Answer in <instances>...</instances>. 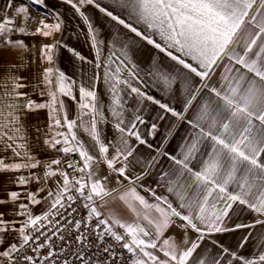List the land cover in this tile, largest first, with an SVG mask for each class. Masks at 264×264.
Segmentation results:
<instances>
[{
  "label": "snow or ice",
  "instance_id": "snow-or-ice-1",
  "mask_svg": "<svg viewBox=\"0 0 264 264\" xmlns=\"http://www.w3.org/2000/svg\"><path fill=\"white\" fill-rule=\"evenodd\" d=\"M27 2L47 8L45 0ZM61 2L70 5L86 26L95 56L93 67L103 68L106 107L119 135L107 142L103 138L100 125L107 124L109 118L95 84L99 71L89 77L91 86L86 87L56 67L60 48L81 62H93L63 41L42 44L41 62L50 66L42 71L44 89L40 95L47 94L49 99L37 103L29 98L24 107L28 111L48 109L47 130L51 135L43 143L65 156L78 154L82 166L68 164L70 175L60 167V158L38 159L27 143H17L9 131L21 130L14 127L20 123L16 114L20 106L8 105L11 111L0 125V140L17 159L6 163L0 158V171L27 172L15 181L24 192L7 194L8 201L16 202L23 196L27 203H19L11 213L22 219L5 220V213L0 212V264H264V243L258 242L261 250L249 258L222 240L226 234L264 225L262 218L252 223L241 220L245 212L264 217V0H109L103 6L98 0ZM86 6H93L115 22L110 39L102 38L83 10ZM6 7L11 9L13 0H7ZM15 13L25 22L31 18L24 5L17 6ZM46 14L54 16L55 22L41 20L34 34L47 38L61 33L64 21L60 14ZM121 27L127 33L122 35ZM25 32L24 26H15L13 16L0 17V45L4 48L26 47L23 40L11 39L13 34ZM145 45L164 54L167 61L153 58L142 75L137 55ZM147 77L174 103L144 91L141 85L147 86ZM9 78L12 91L5 95L16 100L27 97L18 91L26 87L18 82L22 77ZM77 87L79 113L69 119L61 97L76 101ZM129 99L158 107L165 114L157 117L161 121L170 116L179 125H187L189 135L179 155L166 148L178 127L171 124L162 145L154 149L155 155L136 156L133 140L141 146L152 145L138 130L146 123L143 109L127 108ZM79 129L89 136L90 144L80 139ZM158 129L153 122L148 135L155 136ZM165 160L169 162L167 171L161 168ZM101 162L110 175L115 174L118 184L122 183L120 178L128 181L118 199L131 210V221L101 211L110 200L117 199L116 190L107 188L110 175L100 174ZM136 166L143 171L133 176ZM40 168L42 175L33 171ZM154 169H160L158 186L176 197L178 207L167 195H158L156 189L140 183ZM55 177L60 178L55 187L38 198L49 179ZM33 182L40 185L35 192L28 190ZM137 186L150 193L155 202L149 203ZM6 202L0 198V204ZM45 202L46 210L33 214L32 207ZM77 204L86 213L81 218H76ZM172 225L182 232L181 245L163 238ZM189 230L196 234L195 239L189 237ZM9 233L18 241L5 246L3 237ZM250 239V235H243L236 247H246ZM260 240L264 236L258 237Z\"/></svg>",
  "mask_w": 264,
  "mask_h": 264
},
{
  "label": "crops",
  "instance_id": "crops-1",
  "mask_svg": "<svg viewBox=\"0 0 264 264\" xmlns=\"http://www.w3.org/2000/svg\"><path fill=\"white\" fill-rule=\"evenodd\" d=\"M45 2L47 4V8H40L35 5H30L28 4L27 0H13V7L11 9H7V0H0V17H3L5 14L13 16L15 18L16 27L24 26L26 28V32L24 34H13L11 37L13 40H23L26 47L4 48L3 45H0V125L5 123L4 117L9 111H11V109L8 108V105L18 104L20 107L16 114L19 117L20 123L14 127H19L21 130L20 132L16 133L9 131V134H14L17 137V143H27L29 151L38 159L50 160L51 158L61 159L64 154L49 149L43 143L44 139L50 137L51 135V133H49L47 130L49 123L48 109L28 111L24 107V105L27 103V99L29 98L37 103L44 102L49 99L47 94L44 96L40 95V91L44 89V85L41 82L42 71L45 67L50 66L47 62H41L40 46L42 44H51L56 41H63L76 51L80 52L84 57L87 58L88 61L93 62H81L64 48H60L56 57V67L64 71L67 76L75 79L78 84L82 81L86 87L91 86L89 77L94 74V71H99L100 79L95 81V84L97 87L98 96L105 104V116L109 118V122L107 124L100 125V128L104 133L103 138L105 142H107L108 140L117 139L119 134L116 132L113 126L114 121L111 119V115L106 107L108 104V92L106 90V85L103 82V68L94 70L93 67L95 56L93 49L90 46L86 26L83 24L81 18L75 13L74 9L67 3H63L61 0H45ZM98 2L101 3L102 6L109 4V0H98ZM20 5H24L28 9V15L31 18L28 19L27 22L23 20L21 15L15 13V8ZM83 10H85L86 14L89 15L94 27L98 29L102 38L106 40L110 39L114 32L115 22L110 21L109 18L104 16L103 13H100L93 6H86ZM109 10H111V7ZM48 12L59 13L64 23L61 33H54L51 37L45 38L41 35L34 34V30L40 25L41 20H44L49 24L55 22L54 16L46 14ZM137 27L142 26L137 25ZM119 31L122 35L127 33V30L123 29L122 27L119 29ZM128 35L132 36L133 34L128 33ZM156 39L159 41V37H156ZM149 53L151 55H149ZM105 55H107V49H105ZM153 58L156 60L167 61V58L164 56V54L158 53V50L154 49L152 46L145 45L142 52L137 55V63L142 69V75L147 72ZM13 65H15V67H12ZM9 77H22V79L18 82L25 84L26 87L20 88L18 91L26 93L27 97L16 100L5 95V93H11L12 91L13 81ZM146 83V87L144 85H141V87L148 94L154 95L158 99L162 98L166 102L174 103V101H169L168 97L164 96L163 93L160 92L150 77L146 78ZM74 92L76 95V101H73L68 97H61V99H63L65 102L69 119H75L79 113L77 103L79 101L78 87L74 89ZM126 107L130 110L135 108L143 109L141 114L144 117L146 123L140 125L138 130L142 131L143 137L148 141V144L152 145V148H149L147 145L141 146L136 144V142L133 140L132 143L135 145L136 149H138L136 156H143L144 158H147L149 156L155 155L156 153L154 149L162 145L166 130L171 127V124H178V122L172 119L170 116L163 121L157 119L159 115L165 114L159 110L158 107L153 106L150 102L135 103L133 100L129 99ZM85 119H90V117H85ZM153 122L158 124L159 129L155 136H149L148 131ZM4 130L7 131L8 129ZM62 130L66 131V129ZM78 135L80 139L86 144L91 143L89 136L82 129L78 130ZM188 135L189 130L187 125L178 124L174 135L169 137V142L166 145L167 150L171 151L174 155H179L180 146L185 142L184 138ZM20 137H23L24 139H19ZM93 154L97 155V157L99 155L96 151H94ZM0 158H4L6 163H12L15 159H17L13 156L11 149H5L3 140H0ZM60 167L63 168L62 163ZM117 167H119V165H117ZM196 167L198 169L199 165H196ZM161 168L164 171H167L169 168V162L165 160L161 165ZM33 171H38L41 175L43 174V168ZM142 171L143 168L141 166H136L135 170L132 172V175L135 176ZM159 172L160 169H154L152 174L145 177V179L140 183H142L145 188L151 186L152 188L156 189L158 195H167L168 198L173 202L174 206L178 207L179 202L177 201L176 197L168 194L165 188L158 186L157 182L159 181ZM21 174L27 175V172L0 171V198H3L7 201L4 204H0V212L5 213V220L22 219L20 217L11 215V213H14L17 210L19 203H27L26 198L22 196L21 199L16 202L8 201L7 198V194L10 191L24 192L23 188H18L15 184L16 178ZM100 174L106 176L110 175L109 169L103 162L100 163ZM58 179L60 178L55 177L49 179L47 188L44 192L39 193L38 198L42 199L44 196H46L48 188H54L56 180ZM120 179L122 183L118 184L115 174L110 175V178L107 182V188L109 190H116L114 195L117 196V199L110 200L109 204L102 208L101 211H104L105 213L111 212L122 219L131 221L134 218L131 210L123 201L118 199L122 191L127 186H129L128 181H124L123 178ZM38 187H40V185L33 182L28 186V190L35 192ZM137 191L143 195L149 203L155 202L154 198L150 195V193L146 192L144 188L137 186ZM47 207L48 204L45 202L41 205L32 207L31 210L33 214H40L45 211ZM256 218L264 219V217H257L255 213L249 214L245 212L241 216V220L245 223H252ZM177 223L180 222L177 221ZM245 234H248L251 237L247 243V246L244 248L236 247L237 241ZM195 235L196 234L194 232L189 230V237L191 239H195ZM181 236V230L175 225H172L165 231L163 238H171V240L177 245H181ZM260 236H264V225L226 234L222 237V240L223 243L226 246H230L232 250H235L239 254H242L246 257L252 258L261 250L257 247V243H264V240L258 241V237ZM3 240L6 246L8 243L17 242L18 237L13 233H9L3 237ZM158 255L161 259H164L162 253H158Z\"/></svg>",
  "mask_w": 264,
  "mask_h": 264
},
{
  "label": "built area",
  "instance_id": "built-area-1",
  "mask_svg": "<svg viewBox=\"0 0 264 264\" xmlns=\"http://www.w3.org/2000/svg\"><path fill=\"white\" fill-rule=\"evenodd\" d=\"M62 161V167L63 169L67 170L69 172V174H72V170L68 169L67 165L68 164H75L77 166H82V162L79 160L78 154H69L68 156L63 155L61 158ZM76 175H79V173H75ZM99 201L97 200V204L99 205ZM79 209V215H77L76 218H81L83 215H85V210L82 208V206L80 204L74 205ZM109 243H111V241H109ZM119 251V249H118ZM46 254V253H44Z\"/></svg>",
  "mask_w": 264,
  "mask_h": 264
}]
</instances>
